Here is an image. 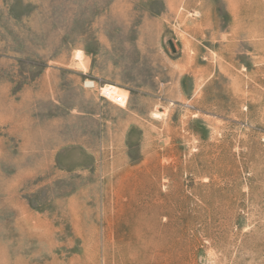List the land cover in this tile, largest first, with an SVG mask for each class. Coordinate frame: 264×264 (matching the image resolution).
<instances>
[{
  "label": "rangeland",
  "instance_id": "374dc122",
  "mask_svg": "<svg viewBox=\"0 0 264 264\" xmlns=\"http://www.w3.org/2000/svg\"><path fill=\"white\" fill-rule=\"evenodd\" d=\"M0 264H264V0H0Z\"/></svg>",
  "mask_w": 264,
  "mask_h": 264
},
{
  "label": "bare ground",
  "instance_id": "6f19581e",
  "mask_svg": "<svg viewBox=\"0 0 264 264\" xmlns=\"http://www.w3.org/2000/svg\"><path fill=\"white\" fill-rule=\"evenodd\" d=\"M87 86L93 87L94 83L87 82ZM102 91L105 95H107L110 99H113L117 103H121V106H125L126 100L128 99V94L121 88H118L114 85H105L102 88Z\"/></svg>",
  "mask_w": 264,
  "mask_h": 264
}]
</instances>
